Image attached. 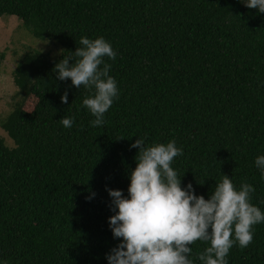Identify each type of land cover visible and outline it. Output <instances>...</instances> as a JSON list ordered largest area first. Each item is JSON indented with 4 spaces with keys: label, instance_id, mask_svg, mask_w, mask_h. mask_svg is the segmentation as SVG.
I'll list each match as a JSON object with an SVG mask.
<instances>
[{
    "label": "trees",
    "instance_id": "trees-1",
    "mask_svg": "<svg viewBox=\"0 0 264 264\" xmlns=\"http://www.w3.org/2000/svg\"><path fill=\"white\" fill-rule=\"evenodd\" d=\"M5 15L62 53L27 51L12 75L13 110L0 122L13 142L0 137V264H109L122 238L110 228L107 189L130 198L139 138L183 149L171 164L182 188L191 183L209 199L227 175L236 190L254 187L250 203L264 213L255 164L264 155V13L243 0H0ZM82 37H103L116 52L104 63L118 98L101 126L83 104L95 89L53 71L64 56L79 59ZM209 246L190 245L193 264H203L198 256ZM226 260L264 264V222Z\"/></svg>",
    "mask_w": 264,
    "mask_h": 264
},
{
    "label": "clouds",
    "instance_id": "clouds-1",
    "mask_svg": "<svg viewBox=\"0 0 264 264\" xmlns=\"http://www.w3.org/2000/svg\"><path fill=\"white\" fill-rule=\"evenodd\" d=\"M243 2L264 13V0ZM79 44L73 53L79 59L70 64L72 57L64 56L53 71L61 81L71 79L78 89L82 85L95 89L94 96L85 98L83 104L95 117L92 126H101L104 114L118 98L117 82L109 75L111 65L104 63V57L115 60L116 52L103 37H82ZM61 100L68 103L67 92ZM59 122L65 128L73 124L67 117ZM131 148L139 152L137 167L130 174V198L120 190L107 189L116 212L109 219L110 228L114 238H122L107 256L109 264H193L190 245L197 240L210 243L198 256L203 264H228L226 257L235 243L241 249L252 243L253 226L264 222V213L250 203L255 191L251 184L242 183L236 190L232 179L223 175L205 199L195 194L191 183L182 188L171 167L174 158L183 155L175 141L146 147L139 138ZM255 164L264 174V155Z\"/></svg>",
    "mask_w": 264,
    "mask_h": 264
},
{
    "label": "rangeland",
    "instance_id": "rangeland-1",
    "mask_svg": "<svg viewBox=\"0 0 264 264\" xmlns=\"http://www.w3.org/2000/svg\"><path fill=\"white\" fill-rule=\"evenodd\" d=\"M23 22L16 16L5 15L0 18V53L5 57L0 62V122L8 117L13 110L11 103L16 88L13 73L19 61L27 51L47 54L52 58L62 53L59 43L51 40H39L32 36ZM34 105L27 103L26 110H32ZM0 137H3L9 147H13L12 140L0 124Z\"/></svg>",
    "mask_w": 264,
    "mask_h": 264
}]
</instances>
